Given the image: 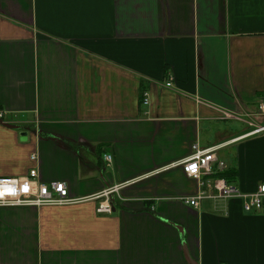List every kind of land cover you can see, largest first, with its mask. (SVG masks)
Wrapping results in <instances>:
<instances>
[{"label": "crops", "instance_id": "obj_1", "mask_svg": "<svg viewBox=\"0 0 264 264\" xmlns=\"http://www.w3.org/2000/svg\"><path fill=\"white\" fill-rule=\"evenodd\" d=\"M261 99L264 0H0V111L18 128L0 126V177L36 168L81 200L1 209L0 264H188L183 246L197 264H264V214L185 205L201 187L180 166L218 146L225 180L255 191Z\"/></svg>", "mask_w": 264, "mask_h": 264}, {"label": "built area", "instance_id": "obj_2", "mask_svg": "<svg viewBox=\"0 0 264 264\" xmlns=\"http://www.w3.org/2000/svg\"><path fill=\"white\" fill-rule=\"evenodd\" d=\"M165 86L170 87L171 80ZM147 103V99H143V104ZM257 112L264 119V99L258 101ZM2 118L3 112L0 111V119ZM262 132L264 133V120L260 125L254 126L250 134ZM219 149L218 146L208 149L194 146L191 155L180 163L183 172L199 182L201 187L196 197L183 199L182 202L197 208L198 202L204 198L236 200L240 202L243 212L264 214V183L259 184L252 193H243L225 179L217 177L225 170V164L217 157ZM30 160L35 162L36 156L30 155ZM103 161L110 165L112 157L105 155ZM120 191L121 185L114 184L93 196V199L98 202L97 212L110 213L112 198L114 195H119ZM79 201L81 200L70 197L65 183H41L36 168H30L23 176L0 177V210L25 207H63Z\"/></svg>", "mask_w": 264, "mask_h": 264}, {"label": "water", "instance_id": "obj_3", "mask_svg": "<svg viewBox=\"0 0 264 264\" xmlns=\"http://www.w3.org/2000/svg\"><path fill=\"white\" fill-rule=\"evenodd\" d=\"M0 126L10 129V130H18L17 127L6 124L2 119H0ZM19 141L20 142H25L27 140V133L26 132H20L19 134ZM183 250H184V255H185V260L188 264H197L194 260L191 259V257L189 256L185 246H183Z\"/></svg>", "mask_w": 264, "mask_h": 264}, {"label": "trees", "instance_id": "obj_4", "mask_svg": "<svg viewBox=\"0 0 264 264\" xmlns=\"http://www.w3.org/2000/svg\"><path fill=\"white\" fill-rule=\"evenodd\" d=\"M217 177H220V178H223V179H225V176H224V174H219Z\"/></svg>", "mask_w": 264, "mask_h": 264}]
</instances>
